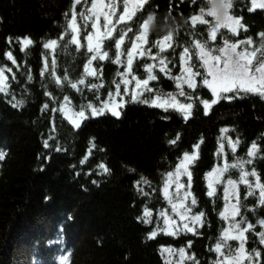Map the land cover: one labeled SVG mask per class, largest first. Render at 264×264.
I'll return each mask as SVG.
<instances>
[{"label":"trees","instance_id":"1","mask_svg":"<svg viewBox=\"0 0 264 264\" xmlns=\"http://www.w3.org/2000/svg\"><path fill=\"white\" fill-rule=\"evenodd\" d=\"M73 3L74 0H0V66L12 68V73H5L9 77V92L0 93V152L4 153V159L0 160V264H61L62 256L68 257L66 264H194L188 259L181 261L177 254L181 248L185 249V257L194 256L199 264H214L216 253L209 249L215 246L224 227L220 216L222 193L216 184L215 195H207L205 174L220 164V157L225 164L252 159L247 151L255 141L260 151L252 164L244 167L248 171L255 169L264 183V99L252 93H239L231 101L221 100L213 105L208 115L194 101L192 114L185 121L172 108L165 111L131 101L129 90V95L123 97V108L118 109L119 118L106 111L103 116H89L75 128L61 112L52 109H59L65 96L71 101L69 107L77 111L83 107L86 114L89 103L100 107L109 100V93L115 92L116 83L122 79L117 73L124 67L112 62L116 49L114 40L109 39L102 46L109 58L92 62L99 78L84 76V66L91 54L86 49L88 28L79 15L81 47L71 44L69 36L59 39L71 17ZM87 6L76 5V13ZM202 6H206L203 0L195 5L191 0H148L131 21L117 26L113 36L118 38L120 28L132 27L121 49L126 52L149 13L156 14L158 23H163L166 17L169 22H177L179 27L172 33L175 50L167 48L162 53L172 61L168 67L177 76L183 48L196 39L185 21ZM248 7L250 0H235L230 11L237 18L242 17L247 31L238 29V35L233 36L221 29L216 40L209 41L210 46L225 38L249 37L255 46L259 44L258 33L264 32V9L249 12ZM65 13L69 15L66 17ZM205 19L211 21V17ZM195 31L202 41L208 39V25L198 24ZM163 36L158 32L147 33L146 49L153 55L159 51L156 41ZM24 37L33 43L22 52L16 40ZM8 38H12V43ZM52 39L58 40L54 52L43 47ZM9 51L19 67L6 59L5 53ZM147 63L154 62L147 57L134 59L133 72L145 77ZM193 63L199 68L195 57ZM154 74L157 80L149 82L154 92L144 93L140 100L177 93L174 80L158 68ZM56 78L61 85L55 83ZM81 78L85 79L84 85L78 84ZM196 82L200 84V77ZM71 83H77L78 88L73 89ZM91 84L102 87L92 89ZM120 90L123 93V84ZM184 91L193 97L212 99L211 92L203 86H198L195 92L184 86ZM12 96L22 100V105L13 107ZM115 100L119 103L120 97ZM221 129L228 131L221 133ZM177 135L179 140L170 144ZM222 136L239 140L235 153ZM197 144L198 150L194 147ZM192 152H198V158L189 165L190 190L188 180L186 185L191 196L187 203L195 198L192 213H204L203 226L197 225L195 234L183 231L168 235L158 230L163 227L159 213L168 211L169 206L162 187L176 162ZM86 156V162L81 164ZM101 163L109 169L107 173L98 167ZM223 177L238 181L239 169L229 168ZM141 178L148 183L141 182ZM238 191L241 216L256 224L264 218V206L258 205L255 196L245 199L248 191L245 185L239 184ZM145 209L152 212L151 223L143 220ZM153 231L157 234L150 238ZM261 231L264 228L257 225L255 232L246 233L245 248L249 252L259 250L260 264H264V245L259 244L255 235ZM229 243L235 247L234 241ZM162 249H171L173 256L169 257V252Z\"/></svg>","mask_w":264,"mask_h":264},{"label":"snow or ice","instance_id":"2","mask_svg":"<svg viewBox=\"0 0 264 264\" xmlns=\"http://www.w3.org/2000/svg\"><path fill=\"white\" fill-rule=\"evenodd\" d=\"M200 0H191L192 4H198ZM88 5L84 11L79 14L76 13V5L80 4ZM148 3V0H74L72 5L71 17L65 25V32L59 39L64 40L65 36L70 37V43L76 45L79 49L81 47L80 41V25L77 22V15L79 19L83 21L85 28H90L91 31L86 34L85 39L87 40L86 49L91 54L87 64L84 66V76L98 77L96 69L92 68V62L94 60H105L109 58L108 51L102 50V46L105 40H114L115 54L113 63L123 65L124 71L118 72L117 75L122 79L116 83V89L114 93H109V100L102 102L100 107H96L89 103L85 108L80 110H74L69 105L71 101L68 97H64V103L59 109H52V111L61 112L64 117L75 127H80V122L91 117L103 116L105 112H110L111 115L119 118L120 111L118 109L123 108L125 95H129L130 84L133 85L130 99L133 102L140 101L142 103H148L154 107H161L167 111L169 108L180 112L183 119L187 121L194 107V101H198L203 106L204 115L209 114L211 107L221 100L231 101L236 98L239 93H252L259 95L264 99V32L258 33L259 44L254 45V41L251 37L238 41L236 43H230L227 38L224 39L223 46H210L209 41H215L217 34L221 32V29H227L228 32L236 36L238 35V29L247 31V27L242 24L241 18H235L230 12L226 15L225 20L222 23H216L213 20V14L208 11V0H203L204 5L199 8L197 13H193L187 18V23L190 24L192 35L196 37L193 41L189 42L188 46L183 48L180 54V67L181 71L178 76H173L171 69L168 67L172 63L168 57L163 56L167 48H173V34L169 33L163 36L162 39L156 41L155 47L159 49L156 55H152L151 50H145L143 44L146 41L148 33V25L145 20L138 26L137 33L134 34L135 38L131 42V48L129 50L122 51V45L125 42V38L128 33L133 31L131 26L120 28L119 36L114 37L113 32L117 30V26L120 24H126L131 21L136 15L137 11L141 10L143 6ZM251 6L248 7L249 12H254L257 9H264V0H250ZM118 9H121L118 14ZM69 13H65L67 17ZM205 17H211V21L205 19ZM101 20L103 24L101 25ZM208 25V39L201 40L199 33L195 31L196 26ZM222 34V33H221ZM223 35V34H222ZM9 43H12V38H8ZM16 42L21 45L20 50L23 52L27 49L33 41L28 38H17ZM58 45V40L52 39L43 44L45 49L55 51ZM243 45V47H241ZM240 48L238 51L237 49ZM173 50H175L173 48ZM6 59L11 61L13 65H17L16 59L13 57L12 52L5 53ZM124 57V59H122ZM152 60L154 63H147L144 65V72L146 78H137L133 74V61L134 59L144 58ZM193 57L199 65L193 63ZM55 59L51 61V65L54 69ZM48 61L45 59L44 70H48ZM159 70L169 79H172L176 83L177 93H168L166 96L154 95L152 98H145L140 100V97L144 93H153L154 89L149 87L150 81L157 80V75L154 74V69ZM197 68V70H193ZM203 69V71H200ZM12 73V68L0 66V93L7 94L9 92V77L5 73ZM43 75V72L41 73ZM54 75V72L52 73ZM131 77V79H129ZM200 77V84L196 82V78ZM12 79H16L15 73L12 74ZM31 80V75L28 76ZM67 80V76L64 77ZM55 83L61 85V80L56 78ZM79 85L85 84V79L81 78L78 81ZM77 83H71L73 89L78 88ZM121 84L124 85V91L121 93ZM184 86L196 91L198 86L206 87L212 94V99H201L199 96L193 97L192 95L186 94ZM92 89L102 87V85L91 84ZM232 93L233 95H228ZM115 97H120V102H115ZM177 97H183L185 101L181 102ZM14 103L13 107H19L22 105V100H16L15 96H12ZM45 108L48 107L46 104ZM228 129H221V133H226ZM222 140H227L229 147L232 152L235 153L239 140L232 141L231 138L222 136ZM179 140L177 135L175 140L169 141L170 144H175ZM202 142V141H201ZM44 147H49L48 141L45 140ZM95 147V145H93ZM197 150L199 144L194 146ZM56 151H60L59 148ZM260 148L259 145L254 141L248 148L247 156L252 159H238L235 163L225 164L221 168H215L212 172L207 174L208 180V192L207 195L212 197L215 195V185L221 182V177L229 168L239 169L238 181L229 179L226 182L224 188V199L225 208L220 213L221 218L228 222V227L222 230V233L210 251H214L217 254V260L214 264H244L247 261L248 264H260L261 252L257 249H253L251 252L247 251L245 245L248 241L246 233L255 232V228L259 225L264 228V218L258 219L256 224L249 222L246 218L241 216L240 209V196L238 187L239 184H243L248 189L245 199L249 196L257 197L259 206H264V183H261L260 176L256 173L255 169L251 171L245 170V164H252L253 159L257 157ZM220 152H223V144H221ZM198 158V152H194L192 155L185 153L183 159L176 166L174 172H169L164 183V196L168 200L170 205V211L179 217L180 224L177 225L175 219L168 215L167 212L161 211L159 217L162 219L163 227L159 228V231H163L168 235H179L183 231L193 232L197 225L203 226L204 213L193 214L192 206L196 204L195 198L191 199L190 204L187 203L191 196L190 191H184L185 185L180 183L181 176L188 177V189L191 188V172L188 170V165L191 164L195 159ZM4 159V153L0 152V160ZM87 156L80 161L81 164L85 163ZM98 167L107 173L109 169L103 164H99ZM249 177L254 179L250 180ZM141 182L148 183L147 180L141 178ZM96 183V181H93ZM139 183V182H138ZM175 184V192L170 193V187ZM47 199V198H46ZM233 200L235 201L233 203ZM254 211V209H252ZM241 216L239 220L236 218ZM152 212L148 209L144 210L143 220L145 223H151ZM191 225V226H190ZM175 229L174 231L172 229ZM157 232L153 231L150 238H154ZM259 244L264 245V231L255 233ZM237 241L238 246L233 248L229 241ZM188 247H191L189 242ZM163 252H172L171 249H162ZM181 257V261L184 259L192 260L194 264H199L195 260L194 256L185 257V249H179L177 253ZM68 260L67 256L61 257V264H66ZM171 264V262H166Z\"/></svg>","mask_w":264,"mask_h":264},{"label":"rangeland","instance_id":"3","mask_svg":"<svg viewBox=\"0 0 264 264\" xmlns=\"http://www.w3.org/2000/svg\"><path fill=\"white\" fill-rule=\"evenodd\" d=\"M105 2H106V0H105ZM250 6H251V3H250ZM88 7V6H87ZM120 11H121V9H118V14L120 13ZM231 14V13H230ZM234 16V15H233ZM235 18H237L236 16H234ZM212 19V18H211ZM103 24V20H101V25ZM225 31H228L227 29H224ZM91 31V29L90 28H88L87 29V31H86V33H85V36H86V34L87 33H89ZM138 34V33H137ZM135 38V37H134ZM134 38H133V40H134ZM245 39H247V38H245ZM245 39H231V40H229V42L230 43H236V42H238V41H241V40H245ZM132 40V41H133ZM131 41V42H132ZM86 43H87V40H86ZM146 41H145V43L143 44V47H144V49L145 50H147L146 49ZM223 43H224V39H222L221 40V42L219 43V44H212L213 45V47H216V46H223ZM253 46H255V45H253ZM241 47H243V45L241 46ZM131 48V44H130V46H129V48H128V50ZM238 51L240 50V48H238L237 49ZM153 55V54H152ZM123 71H124V69H123ZM180 71H181V67H180V61H179V73H178V75L180 74ZM195 71V70H194ZM201 71H203V69H201ZM133 74L134 75H136L134 72H133ZM177 75V76H178ZM137 76V75H136ZM137 78H146V76L145 77H139V76H137ZM129 79H131V77H129ZM129 86H131V89H129L130 91L132 90V87H133V85L132 84H130ZM129 86H128V88H129ZM172 94H175V93H172ZM167 95V94H166ZM165 95V96H166ZM115 99V98H114ZM177 99H179L181 102H187V101H185V100H181V98L180 97H177ZM115 102L117 103V101L115 100ZM194 152H192V153H190L189 155H192ZM183 159V156L176 162V165H175V167H174V169L171 171V172H174L175 171V169H176V166L181 162V160ZM190 165V164H189ZM189 165H188V170H189ZM225 165V163H224V159H223V157H220V164H216V165H214L206 174H205V181L207 182V186H208V180H209V178L207 177V174L209 173V172H212L213 171V169H215V168H221V167H223ZM166 178H167V176H166ZM187 180H188V177L185 175V176H181L180 177V183H182V184H184L185 185V189H184V191H188L187 190V185H186V183H187ZM227 180H229L228 178H224L223 176L221 177V182L220 183H218L219 185H220V189H221V193H222V209H221V212L224 210V208H225V199H224V188L226 187V182H227ZM163 189H164V185H163V187H162V192H163ZM169 192L170 193H174L175 192V184H173L171 187H170V189H169ZM163 195H164V192H163ZM165 197V196H164ZM166 201H167V203H168V200L166 199ZM235 201L233 200V203H234ZM169 204V203H168ZM165 212H167L168 213V215H170V216H172L173 217V219H175L176 220V222H177V225H179L181 222H180V220H179V217L178 216H176L175 214H173L171 211H170V205L168 206V211H165ZM224 221V220H223ZM191 226V225H190ZM228 227V222H226V221H224V227H223V229H225V228H227ZM173 231L175 230L174 228L172 229ZM222 233V232H221ZM234 241V240H233ZM235 242V247H237L238 246V242L237 241H234ZM234 247V248H235ZM173 256V254H172V252H169V257H172ZM217 254H216V260H217ZM171 260V259H170ZM169 261V260H168ZM171 264H175V263H171ZM244 264H248V262L247 261H244Z\"/></svg>","mask_w":264,"mask_h":264},{"label":"clouds","instance_id":"4","mask_svg":"<svg viewBox=\"0 0 264 264\" xmlns=\"http://www.w3.org/2000/svg\"><path fill=\"white\" fill-rule=\"evenodd\" d=\"M234 4L235 0H208V11L213 14L212 18L216 23H222ZM145 22L148 25L149 33L158 32L167 35L175 32L179 27L177 22H169L167 17L163 23H158L155 13H149Z\"/></svg>","mask_w":264,"mask_h":264}]
</instances>
